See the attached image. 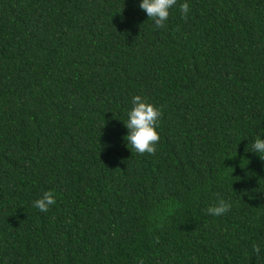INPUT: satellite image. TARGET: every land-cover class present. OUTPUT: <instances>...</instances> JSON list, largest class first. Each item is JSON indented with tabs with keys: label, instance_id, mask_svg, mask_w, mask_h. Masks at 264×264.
<instances>
[{
	"label": "trees",
	"instance_id": "1",
	"mask_svg": "<svg viewBox=\"0 0 264 264\" xmlns=\"http://www.w3.org/2000/svg\"><path fill=\"white\" fill-rule=\"evenodd\" d=\"M140 3L0 0V264H264V0Z\"/></svg>",
	"mask_w": 264,
	"mask_h": 264
},
{
	"label": "clouds",
	"instance_id": "2",
	"mask_svg": "<svg viewBox=\"0 0 264 264\" xmlns=\"http://www.w3.org/2000/svg\"><path fill=\"white\" fill-rule=\"evenodd\" d=\"M177 4V0H141L139 7L146 12L157 28H163L165 22L169 18L170 9ZM181 12L185 15L189 11V4L183 3L180 5ZM133 107L128 112V120L124 123L128 129V134L124 139L131 145L132 148L139 154L148 153L154 155L157 151L156 145L160 140L157 131L158 121L162 116L161 109L152 103H149L146 98L136 95L132 99ZM259 154L264 160V139L259 136L255 138L252 151ZM56 203L52 191H45L42 197L35 201L34 207L41 212L49 211V207ZM231 209V203L226 202L223 198L218 200V203L208 207L207 212L210 215L221 216ZM254 252L258 255L260 247L253 246Z\"/></svg>",
	"mask_w": 264,
	"mask_h": 264
}]
</instances>
